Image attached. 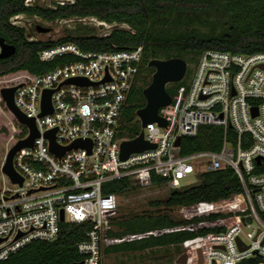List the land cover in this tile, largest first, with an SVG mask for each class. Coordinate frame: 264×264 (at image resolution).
Listing matches in <instances>:
<instances>
[{
	"label": "built area",
	"instance_id": "built-area-1",
	"mask_svg": "<svg viewBox=\"0 0 264 264\" xmlns=\"http://www.w3.org/2000/svg\"><path fill=\"white\" fill-rule=\"evenodd\" d=\"M25 4L30 5L28 0ZM22 18L13 17L11 24L21 27ZM97 22L106 30L99 37L126 28ZM64 56L76 61L40 76L22 73L8 82L16 87L15 107L34 120L38 137L13 158L21 185L1 173L0 262L31 242H53L61 223H89L86 239L77 244L82 259L74 264H100L104 220L118 206L116 195L103 192L106 184L128 179L141 188L157 187L152 184L156 177L169 190L183 189V180L198 182L202 174L230 169L239 179L245 214L224 219V233L183 243L174 264L181 256L185 257L181 264H238L249 258L264 264V52H202L186 85L158 110L166 126L154 122L141 127L139 135L154 148L125 161L120 160V146L130 140L121 136L120 120L139 71L142 47L83 52L67 43L43 50L39 60L49 63ZM71 79L87 84H66ZM45 91H51V112L40 116ZM202 126L223 128L220 148L180 155L177 140L195 137ZM52 131L57 147L83 140L90 142V152L71 148L57 157L45 137Z\"/></svg>",
	"mask_w": 264,
	"mask_h": 264
},
{
	"label": "trees",
	"instance_id": "trees-1",
	"mask_svg": "<svg viewBox=\"0 0 264 264\" xmlns=\"http://www.w3.org/2000/svg\"><path fill=\"white\" fill-rule=\"evenodd\" d=\"M25 1L0 0V39L15 48L14 55L0 59V79L5 81L22 73L40 76L75 62L76 59L70 56L56 58L49 63L39 60L43 50L60 44L72 43L83 52L130 51L142 47L139 71L120 120L121 136L126 140H133L141 132L136 112L145 106L142 91L149 85L154 73V69L148 67L150 61L181 59L186 65L194 66L205 50L237 54L264 52V0H68L52 7H42L37 3L26 5ZM18 15L37 17L47 22L94 18L126 28H114L108 36L99 37L95 29L78 25L63 39L30 42L24 28L11 24L10 20ZM189 76L187 72L180 82L166 86L171 98L180 86L186 85ZM9 86V83L4 85ZM0 104L4 105L2 100ZM13 122L16 132L12 145L27 137L26 128L14 118ZM223 136L221 127L202 126L195 137L181 139L178 153L188 155L197 151H217ZM152 184L165 186L164 180L156 177L152 178ZM135 189L137 186L133 182L122 179L106 184L103 192L118 197ZM241 193L239 179L230 169L202 174L195 185L170 190L167 198L156 202L155 205L162 208L158 215L139 214L117 222L116 227L121 231L110 236L118 239L156 230H169V233L141 241L122 242L108 252H137L224 233L222 221L243 215L245 211L202 213L182 223L174 221L169 211L226 202L241 197ZM90 229L89 223H61L56 240L31 242L0 264L77 263L82 259L77 252V244L86 239ZM259 263L260 259L249 258L238 264Z\"/></svg>",
	"mask_w": 264,
	"mask_h": 264
},
{
	"label": "rangeland",
	"instance_id": "rangeland-1",
	"mask_svg": "<svg viewBox=\"0 0 264 264\" xmlns=\"http://www.w3.org/2000/svg\"><path fill=\"white\" fill-rule=\"evenodd\" d=\"M68 0H28L29 4L37 3L42 7H52L54 4H63ZM94 18H85L82 20L70 19L60 20L55 22H47L37 17L23 16L20 26L26 30L28 41H57L65 38L68 31L74 30L78 25H85L91 29H95L98 35L104 33L105 27L99 26L98 22L93 20ZM47 29V33H40L37 28ZM186 73L191 74L194 66L186 65ZM184 75V77H185ZM152 79V77H151ZM11 79L5 81L0 79V89L4 87ZM151 83V82H150ZM149 83V84H150ZM16 131V127L13 122V116L8 113L5 106L0 104V181L1 167L5 161L8 150L12 146V136ZM197 181L194 178H188L181 182L183 187H189L195 185ZM135 185V184H134ZM136 186V185H135ZM169 188L163 187H139L137 189L118 196V206L111 216H108L104 220V232L101 237L100 252L101 261L100 264H174L176 257L182 251V244L160 246L156 248L145 249L137 252L127 253H113L108 252L114 245L126 242V241H141L144 238L150 239L151 237H160L169 230H156L144 235H135L132 237L116 238L110 236V234L118 233L116 227L117 222L124 221L134 215H158L162 211L161 207L155 205L156 202L164 200L169 195ZM245 207L241 197L236 199L221 202L212 205H197L191 208L179 207L169 211V214L177 223L184 221H190L194 217L201 215L202 213H228L234 212L238 209Z\"/></svg>",
	"mask_w": 264,
	"mask_h": 264
},
{
	"label": "water",
	"instance_id": "water-1",
	"mask_svg": "<svg viewBox=\"0 0 264 264\" xmlns=\"http://www.w3.org/2000/svg\"><path fill=\"white\" fill-rule=\"evenodd\" d=\"M37 31L40 33H47V29L38 27ZM1 53L0 59H6L15 53V48L5 44L0 39ZM149 68L154 69L151 83L142 91L145 99V106L136 112V117L140 120V125L144 128L147 124L158 123L160 126L165 127L166 122L158 116V110L162 107L168 106L171 103V97L166 92V86L169 84H175L180 82L186 73V63L181 59H168V60H152L148 64ZM66 84L72 85H85L87 84L83 79H71L66 81ZM16 87H5L0 90V98L5 105L7 111L13 116L19 125L25 126L28 129V136L26 139L15 143L7 152L5 161L1 167V173L8 177L12 184L21 185V179L16 175L13 169V158L15 154L24 149L30 148L33 145V141L38 137V133L35 128L33 119L25 117L15 107L13 102V96ZM50 95L51 91H45L41 100V114L40 116L49 114L50 108ZM45 137L50 141V151L57 157H61L63 153L71 148H84L90 152V142L77 140L73 142L68 148H59L54 143V131L46 133ZM180 140L176 142L178 146ZM154 146L143 140L142 134L137 138L124 141L120 146V160L125 161L131 154L140 153L145 150L153 149ZM60 221H63V212H60ZM236 244L239 250H243L245 247L242 245L239 239H236ZM255 256L258 254L255 252ZM185 262V257L181 256L177 263L181 264Z\"/></svg>",
	"mask_w": 264,
	"mask_h": 264
}]
</instances>
